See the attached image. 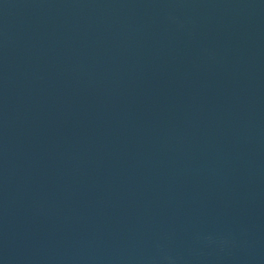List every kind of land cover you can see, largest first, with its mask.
Masks as SVG:
<instances>
[{
  "label": "water",
  "instance_id": "95a60500",
  "mask_svg": "<svg viewBox=\"0 0 264 264\" xmlns=\"http://www.w3.org/2000/svg\"><path fill=\"white\" fill-rule=\"evenodd\" d=\"M0 264H264V0H0Z\"/></svg>",
  "mask_w": 264,
  "mask_h": 264
}]
</instances>
